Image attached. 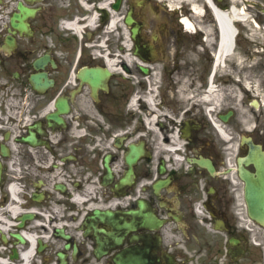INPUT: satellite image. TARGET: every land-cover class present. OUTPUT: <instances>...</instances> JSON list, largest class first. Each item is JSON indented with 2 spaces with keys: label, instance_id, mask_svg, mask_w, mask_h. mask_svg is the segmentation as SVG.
Here are the masks:
<instances>
[{
  "label": "flooded vegetation",
  "instance_id": "obj_1",
  "mask_svg": "<svg viewBox=\"0 0 264 264\" xmlns=\"http://www.w3.org/2000/svg\"><path fill=\"white\" fill-rule=\"evenodd\" d=\"M194 1V23L214 24ZM185 14L167 0H0V75L38 84L17 150L3 159L0 143V264H264L256 165L240 161L251 141L264 150V40L236 23L218 62V30L185 28ZM94 210L129 226L99 222L117 239L98 246Z\"/></svg>",
  "mask_w": 264,
  "mask_h": 264
},
{
  "label": "bare ground",
  "instance_id": "obj_2",
  "mask_svg": "<svg viewBox=\"0 0 264 264\" xmlns=\"http://www.w3.org/2000/svg\"><path fill=\"white\" fill-rule=\"evenodd\" d=\"M209 2V1H208ZM212 6V5H211ZM196 10L199 9L197 5H194ZM217 23L219 26L220 41L218 47V61H222L223 56L228 53L232 45V37L235 34V29L232 25V20L236 18L248 20V15L243 8L233 6L229 11L213 7ZM188 27H192V22L189 19L185 20ZM215 91V88H212Z\"/></svg>",
  "mask_w": 264,
  "mask_h": 264
},
{
  "label": "water",
  "instance_id": "obj_3",
  "mask_svg": "<svg viewBox=\"0 0 264 264\" xmlns=\"http://www.w3.org/2000/svg\"><path fill=\"white\" fill-rule=\"evenodd\" d=\"M33 81V76H31ZM30 139V137H27ZM253 159L258 167V175L249 176V202L251 213L264 223V153L258 148L253 152ZM103 219V217H100Z\"/></svg>",
  "mask_w": 264,
  "mask_h": 264
},
{
  "label": "rangeland",
  "instance_id": "obj_4",
  "mask_svg": "<svg viewBox=\"0 0 264 264\" xmlns=\"http://www.w3.org/2000/svg\"><path fill=\"white\" fill-rule=\"evenodd\" d=\"M257 3H259V5H260V7H259V10H258V12H260V13H262L263 12V9H264V0H258V2ZM263 7V8H262ZM251 11V10H250ZM260 22V24L262 25V27L260 28V30H261V32L258 34L259 35V37L257 36V38H260V39H262V40H264V20H260L259 21ZM206 28H208V29H210V30H213V27L212 26H210V25H208ZM247 33H249V35L251 34V33H253V32H247ZM254 36V35H253ZM251 37V36H250ZM250 37H248L249 39H250ZM254 37H256V36H254ZM264 52V51H263Z\"/></svg>",
  "mask_w": 264,
  "mask_h": 264
}]
</instances>
